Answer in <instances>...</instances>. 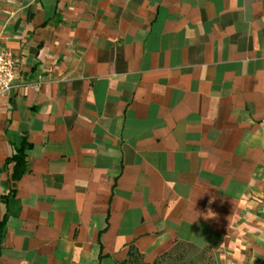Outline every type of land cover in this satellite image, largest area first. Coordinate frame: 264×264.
<instances>
[{
    "label": "crops",
    "instance_id": "0c3cea01",
    "mask_svg": "<svg viewBox=\"0 0 264 264\" xmlns=\"http://www.w3.org/2000/svg\"><path fill=\"white\" fill-rule=\"evenodd\" d=\"M0 42V264H264V0H0Z\"/></svg>",
    "mask_w": 264,
    "mask_h": 264
},
{
    "label": "trees",
    "instance_id": "16d2710c",
    "mask_svg": "<svg viewBox=\"0 0 264 264\" xmlns=\"http://www.w3.org/2000/svg\"><path fill=\"white\" fill-rule=\"evenodd\" d=\"M11 145L13 147V152L10 157H8L5 160V167H7L9 164H11V180L13 183L18 181L24 173L27 171V163H26V148L28 147V143L26 141V138L23 137L21 140V143L19 146H15L13 142H11ZM14 196V190L12 189L9 193V195L6 196L7 199H11ZM6 214L3 218V220L0 222V237L2 235V227L5 222ZM128 256L129 258H133L132 260H129L128 262H138L140 255L137 254L133 248H129L128 250ZM125 264V263H123Z\"/></svg>",
    "mask_w": 264,
    "mask_h": 264
},
{
    "label": "rangeland",
    "instance_id": "374dc122",
    "mask_svg": "<svg viewBox=\"0 0 264 264\" xmlns=\"http://www.w3.org/2000/svg\"><path fill=\"white\" fill-rule=\"evenodd\" d=\"M155 264H220L212 250L179 246L175 251L157 260Z\"/></svg>",
    "mask_w": 264,
    "mask_h": 264
},
{
    "label": "built area",
    "instance_id": "2783aa9c",
    "mask_svg": "<svg viewBox=\"0 0 264 264\" xmlns=\"http://www.w3.org/2000/svg\"><path fill=\"white\" fill-rule=\"evenodd\" d=\"M0 79L6 84L0 83V98L8 96L10 92L20 86L19 70L13 54L0 42Z\"/></svg>",
    "mask_w": 264,
    "mask_h": 264
},
{
    "label": "clouds",
    "instance_id": "9594fccd",
    "mask_svg": "<svg viewBox=\"0 0 264 264\" xmlns=\"http://www.w3.org/2000/svg\"><path fill=\"white\" fill-rule=\"evenodd\" d=\"M0 83H3V84H5V87H7V84L2 80V79H0ZM209 212H211V211H209ZM215 215V214H214ZM214 215H208V214H206L205 215V219H208V218H213L214 217Z\"/></svg>",
    "mask_w": 264,
    "mask_h": 264
}]
</instances>
